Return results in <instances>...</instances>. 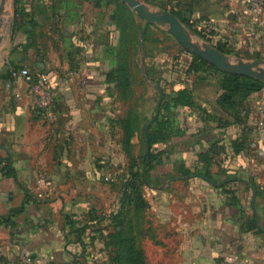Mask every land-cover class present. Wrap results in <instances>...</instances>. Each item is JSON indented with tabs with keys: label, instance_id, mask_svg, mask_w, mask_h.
<instances>
[{
	"label": "crops",
	"instance_id": "crops-1",
	"mask_svg": "<svg viewBox=\"0 0 264 264\" xmlns=\"http://www.w3.org/2000/svg\"><path fill=\"white\" fill-rule=\"evenodd\" d=\"M95 1L14 0L11 37L0 51V264H21L20 249L32 264H113L108 235L120 229L121 207L96 201L115 193L103 164L130 157L140 121L128 140L130 109L121 110L122 91L108 79L119 65L121 30L115 6ZM167 1L208 24L227 49L263 50L264 14L252 13L246 0ZM8 18L1 17L0 32ZM21 68L50 77L58 94L53 121L13 76ZM221 78L204 72L193 85L195 107L178 110L167 142L156 147L166 150L160 163L199 164L210 177L192 173L197 187L186 189L171 177L147 210L125 211L140 219L126 229L146 264H213L226 255L235 264H264V127L256 115L264 87L246 101V124L223 126L219 118H232L217 103ZM243 135L250 147L236 153L231 141ZM236 175L235 184H220Z\"/></svg>",
	"mask_w": 264,
	"mask_h": 264
},
{
	"label": "rangeland",
	"instance_id": "rangeland-1",
	"mask_svg": "<svg viewBox=\"0 0 264 264\" xmlns=\"http://www.w3.org/2000/svg\"><path fill=\"white\" fill-rule=\"evenodd\" d=\"M143 2L149 4L153 8H169V2L167 0H142ZM11 7L9 3L5 6L4 12L1 17H9L6 20V26L1 28L0 35L2 41L0 43V51L4 45L8 42L11 37V32L14 23V0H10ZM184 11V10H183ZM136 25L131 22L129 24V29L127 32L129 34V61L131 66V77L133 79V88L127 91H122L120 94V108L125 113L130 109V113L135 111V116L139 118L140 127V142L132 149V152H128L127 155L123 157L120 155L118 160L119 163L110 165L103 164L104 172L108 175L109 180L104 179L105 183H108L109 190H114L115 193L112 195H107L106 197L97 198L96 204L98 205H133L125 208V211H133L140 209H148V205L156 203L161 198V191L167 188V179L178 176L183 180L175 181L176 187L179 189L186 188H196L195 183L188 180L194 172V165L191 163H181L178 165L176 163H163L159 161H153V167L151 169V180L148 182V169L143 173V165L148 160H151V154L157 153L156 144L155 147H151L150 144H146L145 140V126L148 128L155 125L153 122L149 124L156 114L157 104L160 100V92L156 86L161 87L164 94V98L161 102L159 111V123H163L166 110H169V118H167L166 124L171 126L176 125L175 116L179 113V109H192L193 107H187L183 105H177L175 100L172 98L174 93L184 87H190L193 91V85L196 83L204 74L199 72L194 75L188 69V62H193V57L188 54L191 53L185 49L181 43L170 33L166 27H159L156 25H150V29L146 30L145 41L142 42V53L140 50V38H141V28L144 26V21L137 16L135 13ZM182 14V13H181ZM184 15V14H182ZM186 15V14H185ZM187 16V15H186ZM191 27L195 29L202 30L203 34L211 39L214 44H219L227 49L225 43L222 39L216 40L214 38V30L205 22L200 23L198 19L187 16ZM5 22V21H4ZM230 54L233 57H240L243 59H256L257 57L264 59V47L260 51L247 50L246 47H229ZM193 54V53H191ZM209 63V62H208ZM214 71V70H213ZM219 76H222L220 72L214 71ZM147 78V80H145ZM183 82V84H182ZM178 108V109H177ZM164 112V114H162ZM174 118V119H172ZM171 120V122H170ZM173 120V121H172ZM169 130V129H168ZM149 131V129H148ZM148 146L150 151H148ZM166 152V150L164 151ZM132 156V158H131ZM128 157V158H127ZM186 159L191 160L189 158ZM124 162V164L122 163ZM189 162V161H188ZM142 172V174H141ZM191 173V174H188ZM137 174V176L135 175ZM135 183V186L139 188V194L142 196V200L133 194L131 203L124 201V192L130 193L132 190L129 187L130 183ZM126 188V190H125ZM187 193V197H188ZM138 196V195H137ZM189 198V197H188ZM125 222L129 226L130 222L139 221V217L135 212H124ZM148 217V214H145ZM145 221H148V218Z\"/></svg>",
	"mask_w": 264,
	"mask_h": 264
},
{
	"label": "trees",
	"instance_id": "trees-1",
	"mask_svg": "<svg viewBox=\"0 0 264 264\" xmlns=\"http://www.w3.org/2000/svg\"><path fill=\"white\" fill-rule=\"evenodd\" d=\"M101 0H96L95 4H99ZM108 4H113L115 6V13L114 18L117 19L120 27L121 32V47L119 50V65L116 69L111 70L108 73V79L112 80L117 83V87L121 91H127L131 86V72H130V61H129V34L127 32L129 29V24L132 22L133 25H136L135 15L133 12L127 7L126 4L122 3L119 0H105ZM167 9V8H166ZM171 12H173L180 21H182L184 24H186L188 27H190L192 30H194L200 38H203L212 44H214L209 37H207L202 30L195 29L191 27L189 18L184 14L182 15L176 8L169 9ZM151 26L148 27V30ZM144 26L141 28V34L143 31ZM146 33L144 34L143 41H145ZM220 51L230 54L229 50L224 48V46L219 44H214ZM193 57V62H188V69L193 73L194 75H197L199 72H203L205 70H214L217 72H220L222 74L221 78V93L219 94L217 98V103L221 107V109L226 112L231 118L232 122L230 120H223V118L220 119V123L223 126H228L230 124H239L243 125L246 124V121L244 117L247 116V114L243 113L246 110V101L250 98V96L255 92L259 91L264 87V81L241 76V75H235L232 73H225L216 68L214 65L208 63L206 60L202 59L201 57L188 53ZM259 58V57H257ZM177 105H183L187 107H195V100L192 88L184 86L180 89H178L173 97H172ZM243 114V115H242ZM245 115V116H244ZM164 120L167 122V117H164ZM159 123V117H157L154 121L155 125L150 126L147 129V132H145V142L146 144H150L151 147H155L156 144L159 143H166L168 139V124L165 123ZM124 131L126 138L129 140L134 135V125L138 124V119L136 116H133L132 113H130V116L124 120ZM245 128V127H244ZM232 148L234 149V152L240 153L245 151L250 147L248 139L245 135L239 136L234 138L231 141ZM156 149V148H155ZM163 150H158L157 153L151 154V160H148V164L145 162L142 169L143 173L146 172L148 169V182L150 181V171L153 167L152 162L162 160L164 156ZM203 159L208 160L209 159V151L202 154ZM132 158V157H131ZM194 172L193 173H202L206 176L210 177L209 172L202 168L199 164L194 166ZM10 170V169H9ZM10 175H14L12 171L9 172ZM237 173V172H235ZM142 174V172H141ZM191 174V173H188ZM137 176V174H135ZM238 175L230 178V179H224L220 184L224 186L227 183H236L238 181ZM131 185V183H130ZM131 192L128 193L127 191L124 192V201H127L128 203H131L133 194L136 195V197H139L142 200V196L139 194V188L135 186V183L132 182ZM126 190V188H125ZM138 195V196H137ZM133 206V205H122L120 209V219H119V230H115V232H110L108 237L111 238V245L114 247V258H113V264H146V257L143 249H141L136 241L135 236L132 234V231L129 229H126V222L124 217L125 208ZM141 208V207H140ZM4 219V218H3ZM7 220V219H4Z\"/></svg>",
	"mask_w": 264,
	"mask_h": 264
},
{
	"label": "water",
	"instance_id": "water-1",
	"mask_svg": "<svg viewBox=\"0 0 264 264\" xmlns=\"http://www.w3.org/2000/svg\"><path fill=\"white\" fill-rule=\"evenodd\" d=\"M6 1L7 0H0V17ZM119 1L126 4L133 13L144 21V28L140 38L141 53L143 37L147 28L150 25L166 27L168 32H170L185 49L206 60L222 72L256 78L264 81V59H243L240 57H233L232 55L220 51L211 42L200 38L194 30L180 21L179 18L168 9L153 8L142 0ZM1 41L2 37L0 35V43ZM156 88L159 90L161 95L159 103L157 104L156 114L149 124H152L158 117L161 102L164 98L161 87L156 86ZM147 129L148 125L145 127L146 132ZM148 151H150L149 146Z\"/></svg>",
	"mask_w": 264,
	"mask_h": 264
},
{
	"label": "built area",
	"instance_id": "built-area-1",
	"mask_svg": "<svg viewBox=\"0 0 264 264\" xmlns=\"http://www.w3.org/2000/svg\"><path fill=\"white\" fill-rule=\"evenodd\" d=\"M249 10L258 15L264 14V0H246ZM14 77H22L28 84V93L32 96L33 103L44 118L53 121L54 119V105L58 99L57 91L55 90L50 77L46 74H34L28 68H21L14 70ZM83 86L86 81L83 80ZM258 117L257 127H264V104H261L256 110ZM254 146V143L251 144ZM19 261L21 264H32L33 258L24 250L20 249ZM213 264H235L233 256L226 255L224 257L216 259Z\"/></svg>",
	"mask_w": 264,
	"mask_h": 264
},
{
	"label": "bare ground",
	"instance_id": "bare-ground-1",
	"mask_svg": "<svg viewBox=\"0 0 264 264\" xmlns=\"http://www.w3.org/2000/svg\"><path fill=\"white\" fill-rule=\"evenodd\" d=\"M9 2H10V0H7L6 3L4 4V7H3V11H2V13L4 12L5 6H6ZM1 15H2V14H1ZM0 19H1V17H0ZM0 26H1V20H0Z\"/></svg>",
	"mask_w": 264,
	"mask_h": 264
}]
</instances>
